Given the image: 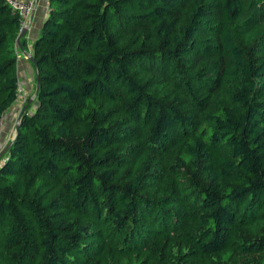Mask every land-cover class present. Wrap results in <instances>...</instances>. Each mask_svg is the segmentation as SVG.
<instances>
[{
    "label": "trees",
    "instance_id": "1",
    "mask_svg": "<svg viewBox=\"0 0 264 264\" xmlns=\"http://www.w3.org/2000/svg\"><path fill=\"white\" fill-rule=\"evenodd\" d=\"M46 8L0 154V264H264V1ZM18 28L0 0V117Z\"/></svg>",
    "mask_w": 264,
    "mask_h": 264
},
{
    "label": "crops",
    "instance_id": "2",
    "mask_svg": "<svg viewBox=\"0 0 264 264\" xmlns=\"http://www.w3.org/2000/svg\"><path fill=\"white\" fill-rule=\"evenodd\" d=\"M46 0H33L31 11L27 15L25 31L19 40L22 46H15V74L17 83L21 87V95L16 94L14 101L2 113L0 117V154L6 143L14 135V121L17 117L20 105L24 97H28L27 103L33 100L34 70L27 54H31V42L37 34L38 27L46 15ZM21 80V81H19ZM33 82H32V81ZM21 84H20V83ZM33 83V88L32 87ZM32 107V105H30ZM2 157H0L1 161Z\"/></svg>",
    "mask_w": 264,
    "mask_h": 264
},
{
    "label": "rangeland",
    "instance_id": "3",
    "mask_svg": "<svg viewBox=\"0 0 264 264\" xmlns=\"http://www.w3.org/2000/svg\"><path fill=\"white\" fill-rule=\"evenodd\" d=\"M259 1H264V0H259ZM19 81H21V80H19ZM32 81V80H31ZM33 82V81H32ZM20 83V82H19ZM21 84V83H20ZM31 88H33V83H32V87ZM22 93H21V87H20V91H19V95H21ZM19 110H20V108H19ZM19 112V111H18ZM17 117H18V114H17ZM17 117H16V119H17ZM15 119V120H16ZM14 123H15V121H14ZM177 237V239L175 240V242L171 245V247H170V249H171V252L173 253V254H177V253H180V255L178 256V257H180L182 254H184V250H185V244L182 242V235L181 234H179V235H177L176 236ZM182 251V252H181ZM240 253L239 252H234L233 254H232V256H233V259L234 260H239L240 261V259H241V257L242 256H240L239 255ZM257 256V253H253V255H247V256H245L244 257V260L245 259H254L255 257ZM240 259H239V258ZM200 260V259H203V260H207V257L206 256H201V257H199L198 255H192L188 260L190 261V263L191 264H194V262L196 261V260ZM242 260V259H241Z\"/></svg>",
    "mask_w": 264,
    "mask_h": 264
},
{
    "label": "built area",
    "instance_id": "4",
    "mask_svg": "<svg viewBox=\"0 0 264 264\" xmlns=\"http://www.w3.org/2000/svg\"><path fill=\"white\" fill-rule=\"evenodd\" d=\"M11 7H13L17 11V15L19 17V28L18 31L20 30L21 27L25 26L26 24V19L28 13L32 9L33 5V0H6ZM20 91V86L18 84L17 87V94Z\"/></svg>",
    "mask_w": 264,
    "mask_h": 264
},
{
    "label": "water",
    "instance_id": "5",
    "mask_svg": "<svg viewBox=\"0 0 264 264\" xmlns=\"http://www.w3.org/2000/svg\"><path fill=\"white\" fill-rule=\"evenodd\" d=\"M24 31H25V27L23 26V27L20 28V30L16 33V35H15V37H14V41H15V43L17 44V46H18V40H19V37L22 36V34L24 33ZM26 56H27L28 60H29V61L32 63V65H33V64H34V61H33V59H32V55H31V54H27ZM36 87H37V83L35 82V84H34V90L36 89ZM23 107H24V106H23ZM23 107L20 108V110H19V112H18V116H19L20 113L22 112ZM17 122H18V117H17V119L15 120V123H14V131H15L16 127H17ZM7 145H8V143H6V145H5V147L3 148V150L6 148ZM3 150H2V151H3Z\"/></svg>",
    "mask_w": 264,
    "mask_h": 264
}]
</instances>
